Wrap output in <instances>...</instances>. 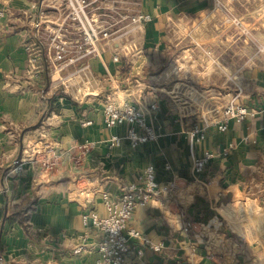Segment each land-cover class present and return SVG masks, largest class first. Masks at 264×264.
Here are the masks:
<instances>
[{"label":"crops","instance_id":"crops-1","mask_svg":"<svg viewBox=\"0 0 264 264\" xmlns=\"http://www.w3.org/2000/svg\"><path fill=\"white\" fill-rule=\"evenodd\" d=\"M51 1L0 0V264H101L95 245L102 234L91 223L84 225L81 214L84 209L105 213L102 192L116 195L139 182L148 165L156 167L161 186L169 181L174 186L138 206L129 226L160 249L144 248L121 264H264V245L227 237L219 215L240 231L247 218L264 224V205L256 198L218 205L253 165L255 178L264 180V0H221L225 9L215 0H97L88 5L87 16L108 27L111 36L99 39L87 59L92 80L82 95L76 85L48 77L53 68L60 76L77 73V60L85 55L77 57L75 22L60 21L63 7ZM135 11L151 20L131 22ZM183 20L191 41L201 35L208 61L194 73L218 77L202 92L185 88L179 77L180 55L168 29ZM44 33L52 40L46 51ZM61 43L72 45L67 51L72 65L53 62ZM189 45L184 52L199 56L198 47ZM210 60L216 61L213 69ZM221 75L233 77L242 86L240 100L259 113L230 120L223 131L210 127L191 146L188 132L199 122V111L213 104L208 96L218 94L215 103H224L230 95ZM107 98L141 107L158 137L136 147L110 144V136L122 135L125 127L104 125ZM48 146L59 153L51 170L39 163ZM205 151L214 156L195 180L191 155ZM238 208L245 211L242 217ZM80 244L83 251L74 253Z\"/></svg>","mask_w":264,"mask_h":264},{"label":"built area","instance_id":"built-area-1","mask_svg":"<svg viewBox=\"0 0 264 264\" xmlns=\"http://www.w3.org/2000/svg\"><path fill=\"white\" fill-rule=\"evenodd\" d=\"M97 0H72V6L69 11V17L75 22L77 29L83 33V39L87 47V53L96 52L97 41L103 37H110L111 32L108 27L94 25L87 16L88 5ZM233 1V0H232ZM216 7L225 9L221 0H215ZM131 22L141 24L151 20L148 13L135 11L129 15ZM235 25H240L237 18L232 20ZM179 25L173 22L168 32L171 36L174 34L173 28ZM56 51V57L61 59L65 51L64 47H59ZM119 55L114 53L113 59L118 60ZM233 81L234 91L225 99L224 103H218L208 108L206 111L200 112L199 122H195L188 132L190 145L202 140L206 135V130L215 127L217 130H226L230 120L237 122L245 121L255 117L259 113L257 107H252L240 100L242 86ZM155 108V104L151 105ZM104 125L107 128L123 125L125 127L122 135H112L109 138L110 144H118L120 141H126L131 147H136L140 143L155 140L158 137L157 130L145 122V113L139 106L134 105L128 100L118 102L112 98H107L102 108ZM88 122V121H87ZM84 152L88 144L84 143L80 146ZM40 152V151H39ZM34 157L38 154L33 152ZM214 156L211 151H205L202 155H191L189 173L195 180L199 179L201 173L204 172L208 163ZM59 153L53 148L47 147L46 154L39 159V163L45 170H51L58 162ZM79 155L76 157L77 161ZM165 169H170L168 163L164 164ZM156 167L148 165L139 182H131L121 188L116 195L102 192V200L105 206V213L99 214L92 209H84L82 212V221L84 225L91 223L102 234L101 240L95 245V250L100 255L101 264H121L127 255L140 256L144 248L159 250L160 245L153 244L145 239L140 231L129 226V221L134 210L138 206L147 204L151 199L162 193V190L171 189L174 186L173 181H169L167 185L161 186L157 180ZM190 224V223H189ZM83 245H77L74 253H81Z\"/></svg>","mask_w":264,"mask_h":264},{"label":"rangeland","instance_id":"rangeland-1","mask_svg":"<svg viewBox=\"0 0 264 264\" xmlns=\"http://www.w3.org/2000/svg\"><path fill=\"white\" fill-rule=\"evenodd\" d=\"M71 2L72 0H57V1L52 0L49 4L60 3V5L63 7L60 10V12H57L61 18L60 21L65 20L66 22L68 21L71 22L72 19L68 16L69 11L72 6ZM49 9H52V7ZM43 14L44 13H42L41 15ZM87 15H89L88 12H87ZM228 16L230 15L228 14ZM228 18H231L230 20H233V18H236V17L231 15ZM182 23H183L182 25H179L180 26L179 29L173 28L172 30L174 32V34L172 35V39L174 41L173 43L176 44L172 48L176 49V52H178V54L180 55L179 61H177L178 63L177 68L181 70V71L178 70L179 75H181L179 77L184 80V83L187 86L185 88L193 90V91L197 90L198 92H202L203 90L207 88L214 87V84H216L218 77L214 75L207 76L205 73L204 74H200L199 72L194 73L197 70L202 71V69H205L206 63L208 61L207 59L205 60L206 57H205V54L203 53L202 41L200 39L201 35H198V37L196 36L197 39L196 40L192 39L191 41V38H189V35L187 34V26L185 25L187 23V20H183ZM242 32H245L248 35L251 34L249 29L244 26H242ZM47 34L44 33L42 34V37H41L42 44L44 45L43 51L44 49L46 51V49H48V47L50 46V44H48L47 42L52 41L51 37L48 36ZM191 43L198 47L195 49V51L199 54V56H192L191 54H189V53H192L191 51L184 52L186 47L191 48V46L189 45ZM55 46L54 48L56 49L57 46L56 47ZM70 46L72 45L68 43L66 44L61 43V47H64L66 52L61 59L57 58L53 62L55 63L59 62V65L65 62V64L67 63L66 66H69V64L71 63L69 62V59H68L69 55L67 51L71 50L72 47ZM88 46L90 45L84 42L83 33L81 31L78 33V29H77V57L79 55L85 54L83 56L86 58L83 57L81 60L79 59L77 60V65H76L77 73L72 72L69 75L65 74V75L60 76L59 73L54 68L48 69V77L50 81L56 82V83L64 81V83L66 84L70 83L69 87H73V85H76L77 93L78 94L80 93V95H82L83 92H87L90 87V82L92 80V76L88 72L89 66H88L87 59L91 57L92 53H95L94 51L87 53L86 51H87ZM97 46L98 45H96V47ZM205 51L207 52L206 49ZM193 57L195 58L193 59ZM53 62L51 63L53 64ZM209 63H210V68L213 69L215 67L214 64L216 63V61L210 60ZM74 75L77 76V82L75 83H73ZM221 78L223 79L225 78V80L227 81V85L230 87V90H227L228 89L227 87L225 88L226 89L224 91L226 92L225 94L227 93L231 94L233 92V81H232L233 77L221 75ZM224 92H222V94H224ZM217 95L218 94H215L213 96L212 95L208 96L210 98V102L208 103H213V104H210L209 107L203 109V111H206L208 108H211L213 105L218 104V103H215V100H214V98ZM200 112H202V110L199 111V115L201 116ZM28 144L31 145L34 143L32 141V143H28ZM29 148L26 147V149L28 150V153L30 154L32 151V146ZM255 166L256 165L252 166L253 167L252 170L248 168L244 171V174L242 175L243 177L241 179V183L238 189L235 188L236 190H234L233 193H229L228 195L229 197L227 196L225 199L222 200V202L224 203L221 202L218 205L225 204L228 201H237L240 204H243L247 200V198H253V199L256 198L259 204L264 205V180L260 181V179H257V177L255 178V175H256L255 170H254ZM238 210H239L240 217H242L245 211L239 208ZM216 211L217 213H220L218 212L219 211L218 208L216 209ZM219 215L221 216L220 217L222 220L221 225L223 229L226 230L227 237L229 236L232 237V239L238 241V243L239 242L241 243L252 242L254 245H259V247L261 245H264V224L258 225L255 223V221L247 218L243 223H241V228L238 227V230L240 229L241 230L237 231V230L232 229L231 227L232 225L226 216L222 215L221 213Z\"/></svg>","mask_w":264,"mask_h":264}]
</instances>
